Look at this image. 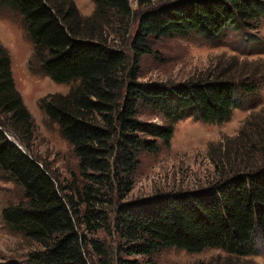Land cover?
Segmentation results:
<instances>
[{
	"label": "trees",
	"instance_id": "1",
	"mask_svg": "<svg viewBox=\"0 0 264 264\" xmlns=\"http://www.w3.org/2000/svg\"><path fill=\"white\" fill-rule=\"evenodd\" d=\"M92 2L93 13L85 17L72 0H0L20 14L41 70L55 82L72 84L66 94L41 98L39 107L49 123L57 124L78 170L63 184L8 137L10 131L27 142L36 126L15 88L10 56L0 42V171L22 193L18 202L2 208L4 223L38 246L27 255L34 264H93L86 255L89 248L102 264H110L113 251L106 240L89 236L100 230H113L117 252L125 256L150 257L168 247L189 253L219 248L225 256L208 264H243L242 258L259 253L256 240L264 237V115H257L262 110L247 116L237 135L226 141L215 161L216 178L208 185L124 198L140 152L169 146L174 122L187 117L226 121L241 99L259 87L256 75L245 72L236 77L218 72L178 85L138 82L137 63L151 52V40L190 30L215 36L225 28L244 29L245 37L255 39L248 30L264 13V4L137 0L130 41L133 63L128 67L121 45L127 44L125 34L134 18L129 1ZM140 106L160 112L166 124L140 120Z\"/></svg>",
	"mask_w": 264,
	"mask_h": 264
},
{
	"label": "rangeland",
	"instance_id": "2",
	"mask_svg": "<svg viewBox=\"0 0 264 264\" xmlns=\"http://www.w3.org/2000/svg\"><path fill=\"white\" fill-rule=\"evenodd\" d=\"M72 1L82 16L87 17L93 13L92 0ZM128 1L134 18L129 22L128 33L125 34L124 42L127 44L121 43V48L127 54L129 67L133 63L130 41L136 30L138 8L137 0ZM259 1L264 4V0ZM248 31L255 39L245 37L244 29L225 28L215 36L190 30L151 40V52L140 56L137 63L138 82L178 85L189 79L213 76L218 72L232 77L245 72L256 75L259 87L258 91L253 92L247 99H241L242 105L234 109L226 121L207 123L187 117L174 122L169 146L160 145L155 153L140 152L133 185L124 200H134L171 190H193L208 185L216 178L215 161L223 152L226 141L237 135L247 116L260 110L263 112L260 111L257 115H264V13ZM0 42L10 56L15 88L36 126L33 136L24 143L17 140L10 131H7V135L25 154L36 158L50 169L63 184L70 182L72 174H77L78 171L77 159L67 141L61 136L57 124L48 122L39 107V100L49 94H66L72 84L55 82L41 70V66L33 57V46L25 33L20 14L2 5ZM251 104L255 106L249 108ZM138 115L140 120L157 125H165L167 122L160 112L148 106H140ZM251 137L253 139V136ZM256 156L258 162H261L262 152H256ZM21 196L20 188L7 174L0 171V262L34 264L28 260L27 255L38 246L11 230L1 216L2 208L18 202ZM89 236L106 240L113 251L110 264H121L119 256L137 260L139 264H208L217 255L226 254L219 248H206L197 253H189L168 247L150 257L125 256L117 252V237L113 230H100L96 235ZM262 238L256 240L259 253L242 258L243 264H264V237ZM89 250L86 255L92 258L93 264H102L94 251L90 248Z\"/></svg>",
	"mask_w": 264,
	"mask_h": 264
}]
</instances>
